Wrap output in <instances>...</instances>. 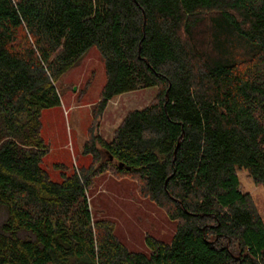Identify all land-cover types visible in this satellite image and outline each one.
I'll use <instances>...</instances> for the list:
<instances>
[{
  "label": "trees",
  "instance_id": "trees-1",
  "mask_svg": "<svg viewBox=\"0 0 264 264\" xmlns=\"http://www.w3.org/2000/svg\"><path fill=\"white\" fill-rule=\"evenodd\" d=\"M96 48L106 84L92 109L157 88L94 164L55 182L42 113ZM105 157V160L103 158ZM177 223L131 252L95 220L89 190L111 167ZM238 170L264 186V0H0V264H264V222Z\"/></svg>",
  "mask_w": 264,
  "mask_h": 264
},
{
  "label": "rangeland",
  "instance_id": "rangeland-1",
  "mask_svg": "<svg viewBox=\"0 0 264 264\" xmlns=\"http://www.w3.org/2000/svg\"><path fill=\"white\" fill-rule=\"evenodd\" d=\"M60 84L61 106L44 110L41 117V135L48 147L42 167L55 182L61 181L56 165L64 166L70 175L94 164L92 156L83 153L91 131L110 142L126 115L144 109L158 94L157 88H150L117 96L108 103L102 117L94 119L92 109L106 84L104 63L96 48L65 74ZM238 176L242 192L251 196L264 222V186L256 185L245 170H238ZM88 193L95 220L113 223L116 236L129 251L149 254L148 236L171 242L177 223L169 220L165 210L143 198L138 180L116 175L111 166L94 179Z\"/></svg>",
  "mask_w": 264,
  "mask_h": 264
}]
</instances>
